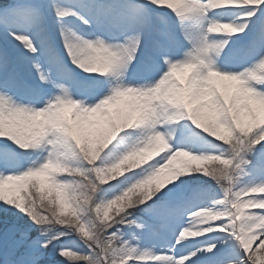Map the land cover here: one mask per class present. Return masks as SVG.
<instances>
[{
  "label": "rangeland",
  "instance_id": "1",
  "mask_svg": "<svg viewBox=\"0 0 264 264\" xmlns=\"http://www.w3.org/2000/svg\"><path fill=\"white\" fill-rule=\"evenodd\" d=\"M20 4L48 7L47 0H0V15ZM182 20L203 29V18L201 24ZM41 23L35 20L33 28ZM0 26L17 36L12 26ZM66 53L76 69L71 85L27 57L16 61L25 65L17 68L22 78L0 67V264H96L103 253L98 240L90 252L66 230L79 228L73 216L85 227L111 213H122V223L108 226L120 225L119 240L103 264H137L146 238L138 224L164 218L168 204L183 195L180 182L186 189L188 183L215 187L190 193L222 208L203 212L204 220L223 219L229 202L259 188L249 158L264 164V94L249 80L264 86V58L217 71L196 62L170 71L143 64L117 43H96L78 57ZM218 100L227 104L219 107ZM189 128L199 131L184 134ZM54 219L68 227L48 231L46 222ZM84 231L99 233L94 226Z\"/></svg>",
  "mask_w": 264,
  "mask_h": 264
},
{
  "label": "bare ground",
  "instance_id": "2",
  "mask_svg": "<svg viewBox=\"0 0 264 264\" xmlns=\"http://www.w3.org/2000/svg\"><path fill=\"white\" fill-rule=\"evenodd\" d=\"M71 2L73 1L54 0L48 15L40 20L52 25V28L47 26L45 30L52 35V38H47L52 47L58 50V56L64 62L73 63L74 60L68 57L66 51L70 50L78 57L92 47V40L80 19V14L76 9L68 8ZM110 2L114 3V19L108 17L106 20H119L122 25L129 21L130 31L125 41L132 44L138 54L147 50L146 42L149 41L152 28H157L156 42L163 40L161 32L173 31L175 38L172 41L177 42L178 48L173 50L177 55L171 53L167 58L172 62L186 55H192L199 61L215 62L221 56L241 53V46L245 42L256 40L250 30L257 17L264 13V0H108V3ZM217 15H223L229 24L223 25L222 21L216 18ZM32 16L27 12L22 15V19ZM236 16L239 17L234 19ZM36 18L37 16L33 18L34 21ZM183 18L200 24L203 18V29L198 31L197 27L185 26ZM68 20L81 27L87 36L86 39L76 38L75 33L80 29H75L74 33L70 27L62 26H68ZM52 29L55 31L52 32ZM3 32L0 30V42L14 60L29 57L31 54L27 50H21L23 45L31 50L36 47L30 35L14 39ZM202 40H205L203 44ZM260 41V52L264 56V38ZM150 50L156 55L153 49ZM155 57L159 61H166L164 57ZM262 170L259 188L247 197L229 202L226 209H230V213L223 216V219L204 220V217L199 215L215 211L216 207L196 205L189 208L192 210L190 215L168 214L163 223L157 224L156 229L160 230V233L149 228L148 240L142 248V259L137 264H237L242 258L246 264H263L264 168ZM218 209L222 210L220 207Z\"/></svg>",
  "mask_w": 264,
  "mask_h": 264
},
{
  "label": "trees",
  "instance_id": "3",
  "mask_svg": "<svg viewBox=\"0 0 264 264\" xmlns=\"http://www.w3.org/2000/svg\"><path fill=\"white\" fill-rule=\"evenodd\" d=\"M51 198L50 197H46V199L44 200V198L42 199V205H43V209L46 210H42V212H44L42 214V216H45L48 214V210L51 206ZM42 208V207H40ZM113 214L112 217L108 218L109 216H107L106 218H103L100 217L99 218V221L98 220H95L94 219V223L93 224H87L85 227H83V224L79 221V219L75 218L74 216L72 217V223L76 224L79 228L76 229V230H73V228L71 227H68L66 223H64L63 221H58V219H54V220H50L48 222H46V226H47V230L50 231V232H53L54 229L58 228L61 224H65L68 229L66 230L67 232H71V234H73V236H78L81 238V240H87V237H86V234L84 233H79V231H82V232H85L84 229L85 228H88L90 226H94L96 228L99 229V236H98V247H100L101 249L103 248V253L99 254L96 258H95V261H96V264H103V259L105 257L108 256L109 257V251L116 245H118V236H117V228L120 226V225H117L116 226V229H108V226H114L116 224H119V223H122V219H121V215L122 213L118 214V215H115L114 213H111ZM53 219V218H52ZM83 220V219H82ZM42 225V224H41ZM36 226V231H41L43 232L42 230H40V225H37L35 224ZM84 228V229H83ZM56 231V230H55ZM58 231V230H57ZM54 238V237H52ZM89 247H90V244H89ZM91 248V247H90ZM94 251H96L98 248L96 245H92V248ZM110 261V259L108 260Z\"/></svg>",
  "mask_w": 264,
  "mask_h": 264
}]
</instances>
